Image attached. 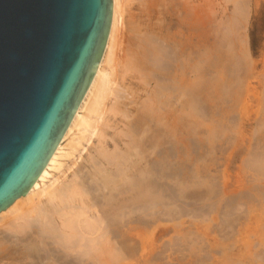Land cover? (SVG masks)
Here are the masks:
<instances>
[{
    "label": "bare ground",
    "instance_id": "bare-ground-1",
    "mask_svg": "<svg viewBox=\"0 0 264 264\" xmlns=\"http://www.w3.org/2000/svg\"><path fill=\"white\" fill-rule=\"evenodd\" d=\"M241 1L238 2L239 7L236 2L235 6L237 5L236 9L241 11V18L244 16L243 20H240L244 23L240 24L236 19V24H233L235 21L229 20V26L226 27L237 31L233 30L231 33V36L234 35L235 38H230L227 35L230 31L228 29H225L227 37L223 29L222 33L218 32L228 38L221 44L224 47L226 45L224 43L228 42L226 48L222 49L225 53L222 56L226 60L219 57L221 54L218 51L213 53H218L219 56H212L213 53L210 54L212 48L209 50V44H204L208 47V50H203L205 58H202L205 60L198 63L200 59L196 43L198 19L196 18L195 11L197 10L194 0H169L167 9L163 6V10L159 9L162 6L161 0H142V4L140 2L141 9L139 13L136 12L138 15L132 18V22L129 20L128 26L125 25L122 15L123 0H112L111 24L104 52L85 95L72 114L73 117L67 129L40 175L32 182L33 184L25 195L0 212V264H117L121 260L132 257L135 249L131 246L134 243L144 246L149 241L150 235L147 232L149 227L155 225L158 235L163 234L164 231L161 227L166 216L176 218L178 215L181 216L189 212H187L188 208H184L185 205L182 204L184 203L182 197L186 195L184 189L190 188L189 186L195 183L194 178H197L195 172H198L195 171V165L199 163V161H195L198 159L195 158V150H197L195 137L198 134L197 119H200L197 116H201L200 111L203 110L199 106V81L207 80L205 77H210V74H215V77L216 74L221 75L222 69L220 71L218 66L216 69H210V66L224 64L225 68L222 65L223 71L227 68L225 71H231L234 76L237 75L240 84L239 90L241 87L243 90L246 84L240 82L242 72L240 75L234 72L236 69L237 73L238 68L235 65L237 68L234 69V59L237 58L238 61H235L239 63V66L240 62H243L240 67H243V64L244 68L247 67L248 71L241 68L246 75L255 69L248 45H246V35L243 33V29L246 28L249 4L248 0ZM228 14L227 16H229ZM247 18L249 19V17ZM230 24L233 25L230 26ZM127 42L128 45L132 42L130 48L127 46ZM217 42H219L218 39ZM228 45H231L229 49H227ZM210 46L212 47V45ZM209 55L216 58L212 63ZM204 62L205 71L200 72ZM238 70L240 71V68ZM224 72L222 73L223 78L227 73ZM128 73H134L131 79L139 81L134 89L121 83ZM246 75L243 74L244 81ZM218 77L219 80L220 77ZM247 77L248 80L250 77ZM257 78L259 79V77ZM231 79L228 80L229 82L226 79H223L225 81L221 79L220 82L233 83L235 80L231 81ZM249 83L242 91L245 92L243 93L245 97L247 95L249 97L252 90ZM223 85L221 88H224ZM231 91L233 92V89ZM221 96L219 95V97ZM127 97L131 98L129 103L126 101ZM241 100L243 99L241 98ZM207 101L209 102V100ZM225 104L228 105V103ZM218 109L222 108L217 105ZM212 112L216 113L213 109ZM221 112L218 110L217 115ZM108 113L121 114L123 119H126L125 130L122 132L123 134L121 133L123 137L118 141L113 139V149H109L108 145L101 141V138L105 137L101 126H104L106 121L101 126L100 124L106 120L104 117ZM214 114L210 113V116L215 117ZM213 117H210V120L216 127L218 120L215 119L216 124L212 120ZM207 118L209 117L207 116ZM211 121L209 122L211 123ZM222 124L223 122L219 128L222 127ZM211 128L213 129V125ZM219 128L210 129V140L217 133L215 129H218L219 132L224 131L223 127L221 130ZM94 137L99 140L95 154H91V157H88L89 160H85L84 164L79 165L67 180H61V182L59 178L54 177L56 179L52 182L50 179L52 173L62 169L61 160L69 157L75 158L76 154L78 155L76 160L81 158V153L86 150L85 147ZM262 139L264 140L263 136ZM196 140L198 139L196 138ZM256 144L259 147L261 145L259 142ZM262 146L258 150L263 155L258 151L250 154L252 159L259 158L257 162L264 161ZM255 160H253L254 163ZM75 164L76 162H73L71 165ZM261 164L263 165L260 163L257 165L264 167V162ZM67 169L70 170L71 166ZM259 169L263 171V168L256 170ZM64 173H62L63 176ZM198 179L200 178L198 177ZM193 197L195 198V196ZM213 204L212 209L217 208ZM228 206L231 209L234 208L232 202ZM190 211L193 212V210Z\"/></svg>",
    "mask_w": 264,
    "mask_h": 264
},
{
    "label": "rangeland",
    "instance_id": "rangeland-1",
    "mask_svg": "<svg viewBox=\"0 0 264 264\" xmlns=\"http://www.w3.org/2000/svg\"><path fill=\"white\" fill-rule=\"evenodd\" d=\"M132 1L131 0H123V3H122V6H123V8H122L123 14L122 15H123L124 23H125V25L127 24V26H128V23L130 21L132 22V18L134 16L138 15L137 13H139V11L141 9V4H142V0H132ZM140 2H141V4H140ZM161 2H162V6L159 9L163 10L164 9L163 6H165V9H167L169 0H161ZM235 2L238 4V2L240 3V0H237V1H235V0H232V1H230V0H226V1L225 0H194V6H195V9L197 10V11H195L196 12V18L198 19L197 20L198 25L196 27L197 28L196 29V32H197L196 33V35H197L196 36V39H197L196 43L198 46L197 51L200 52V53L198 52V54H200L198 58L201 59V60L200 59L198 60V63H200L199 61H201V63H202L203 62L202 60H205L204 59L205 57L203 54V53H205V51H203V50H208V47H209V50H210V48H212L210 50V54L213 53L214 51L215 52L218 51V53L221 54V56H219V55H217L218 53L217 54L213 53L212 56L223 57L225 55V53L223 52L224 50H222V49L226 48V45L228 44V42L224 43V45L226 44L224 46L225 48L222 47L221 44H223V42L226 41V39L228 40V38L223 37L224 34L220 35L218 32L222 33L224 30V33L226 35L225 29L229 28V27L226 28L227 26H229V24H228L229 20L235 21V23H233V24H236V19H237V21L240 22V24H241L243 21H240V20H243V17H244L243 16L241 18V14H240L241 11L239 9H236L237 5L235 6V4H236ZM241 2H245V1L242 0ZM247 2L249 4V7L247 8L248 9L247 12L249 11L247 17H249V19L246 17V20H247L245 22V26H246L245 29L246 30L243 29L244 32L243 31H241V32H243L244 35H246L245 36L246 37V43H247L246 45H248V49L250 51V57L252 59L253 66H255V69L253 70V72H252V70L249 71V73H247V75H246V73H243V72L247 69V67L244 68V66H245L244 64H243V67H240V66H242L243 62H240V66H239L238 65L239 63L238 62L236 63V61H238V60H236L237 59L236 58V59H234V69L237 68L235 66V65H237L238 68H240V71L238 70V68H237V73L235 71L236 69L235 70L233 69V70H234L235 74L239 73V75L242 72L241 73L242 77H243V74L246 75L245 81L240 76V82L241 83L243 82L244 84H246V86H248L247 83L250 82L249 84H251L250 86L252 87V90H251L252 94L250 93L249 97L247 95L246 96L247 99H245L246 98L245 94H243L245 92H242V91L246 88V86L243 90H242L243 87H241L240 88L241 90H239V85H240L239 81H238L239 77L237 78V75H235L236 76L235 77L233 75L234 73L232 74L231 71H225V70H227V68H226L224 70L225 72H227L226 77L223 78L222 73L224 71H223L222 65L224 68H225V65L224 64H217V65H214V64L211 65L210 64L211 65L210 69H214V68L216 69V67L218 66L217 68L219 70L222 69V72H220L221 75L216 74L217 75L216 77H215V74H210V77H207V76L205 77L208 81L202 79L203 82L199 81V84H198V92H200V94L204 95V96H202V95L198 94L199 100H200L199 103L201 104V105L199 104V106H200V108L203 109L200 111L201 116H197V118L200 117V119L199 118L197 119V122H198L197 132H198V134H197V137H195V147L197 149V150H195V155H196L195 158L196 159L198 158L195 161L196 162L199 161V163L195 162L196 163L195 171H198V172H195V177H197L196 179L194 178L195 183H192L191 186L188 185L190 188L184 189V191H185L184 194H186V195H184V197H182L183 202H184L182 204H183V206L185 205L184 208L185 207L188 208V210H187V208H186V210H187V212L188 211L189 212L184 214V215H181V216L178 215L177 216L178 218L177 217L176 218H170V217L166 216L165 217L166 219L162 224L163 226L161 225L162 226L161 228L164 231V233L162 232L163 234L158 235V231H157L155 225H152L151 227H149L147 229V232L150 235L149 241L144 246H141L138 243H134L135 245L133 244V246H131V247H134V249H135L134 253L135 254L133 253L132 257H130L126 260H121V261L117 262V264H166V263L167 264H236L237 262H239L237 264H242V263L243 264H264V257H263L264 256V201H263L264 200V191H263L264 190V167H262V166L259 167L257 165L258 163H260V165H263V164H261V162H264V161L260 160V162H257V159L259 160V158H256V160L251 158V155L254 154L255 152L257 153V151H258V153L262 154V152H260L258 150V148H261V146L264 144V140L262 139V136L264 138V134H263L264 133V125H263L264 124V122H263L264 121V94H262V93H264V84H263L264 83V0H248ZM238 7H239V4H238ZM211 9L214 11H212ZM235 9H236V12H238L239 14L234 12ZM227 14L229 16H227ZM237 14L240 16V18ZM222 15H223V17H222ZM230 15H232V16H230ZM232 17H234V18H232ZM223 22H224V24H222ZM220 23L222 24V26H221L222 28L220 27V25H221ZM233 24H230V26ZM203 25H205V26L203 27ZM223 27H225V28H223ZM234 27L236 28L235 25H234ZM230 28H232V27H230ZM219 29L221 31H218ZM228 30H230L229 31L230 35L229 34H227V35L230 38L234 37V35L231 36V33L234 29L232 28V30L231 29H228ZM234 31H236V30H234ZM236 32H233V33L236 34ZM227 33H228V31H227ZM227 35H226V37H227ZM217 36L220 38L222 37L224 39H220ZM203 37H204V39H203ZM236 37H237V35H236ZM206 39H208V40H206ZM217 39L219 40V42H217ZM220 40H222V41H220ZM218 43H220L219 45L221 48L219 47ZM131 44H132V42L130 43V45H128V42H127V46L129 48H130ZM204 44H206V45L209 44V45L207 47ZM210 45H212V47ZM232 45H234V44H232ZM213 47H215L214 50H213ZM217 47H219L220 49ZM230 47H231V45L229 47H227V49H229ZM222 54H223V56H222ZM202 57H204V58H202ZM210 57H211V55H209V58ZM215 57L210 58L211 63L213 62V60L216 59ZM223 59L226 60L225 57H223ZM198 65H200V64H198ZM202 65H203V67H202V70L200 69L201 70L200 72H204L205 68H206L205 62ZM200 66H199V68H201ZM219 66H220V68H219ZM241 68L244 69V71ZM219 70H216V71L218 72ZM213 71H215V70H213ZM213 71H210V72L212 73ZM246 71H248V70H246ZM228 72H230L229 75H228ZM133 74L134 73H128L125 76V80H123L124 82L123 81L121 82L122 84L128 86V88H130V89H134V87L136 88L137 84L139 83V81L131 79L133 77ZM230 74H232V75H230ZM218 75L220 78L218 77ZM228 76H230L233 80L230 77L228 78ZM247 76L250 77L249 82H248L249 79L247 80V78H248ZM217 77L219 78V80L217 79ZM257 77H259V79ZM212 79H213V81H210ZM221 79L222 80L226 79L227 81L228 80L230 81V79H231V81L235 80L234 82L238 81V83L233 85L234 82L233 83L230 82L228 84H232V85L229 86L226 82H223L225 80L221 81L222 82L221 83L220 82ZM241 80H243V81H241ZM251 80H252V82H251ZM211 82L214 84L213 86H212ZM224 83H226V84H224ZM222 85L224 88H221ZM232 86H233V88H232ZM235 86H237V88H235ZM230 88H231V90L233 89V92L230 90ZM211 90H212V92H211ZM229 90L231 92L230 95H229ZM234 90H235V92H234ZM240 91H241V94H240ZM220 92H222V93H220ZM236 92H237V94H236ZM219 95L220 96L222 95V96L219 97ZM226 97H227V99H226ZM127 98L128 99L126 101H128V103H129L131 98H129V97H127ZM241 98L243 100H241ZM244 99H245V101H244ZM207 100H209V102ZM124 102H125V100H124ZM217 102H218V104H217ZM225 103H228V105ZM203 104H204V108H203ZM221 104H222V106H221ZM214 105L216 106V108H213V107H215ZM217 105L220 108H222V109H218V110H220V112L222 111L223 115H222V112L218 113V115H217V111H218ZM207 107H209V108H207ZM211 108L213 109V111L216 112L215 114L219 117H217L214 114V112H212ZM205 109L207 110V112ZM210 113H212V115L214 114L215 117H213L212 115L210 116ZM226 113H228V114L226 115ZM108 114H106V116L104 117V119H106V120H104L100 124V126H101L106 121L104 126L103 125L101 126L102 131L104 130L103 132L105 135V137L101 138V141L104 144L108 145L109 149H113V147H114L113 139H114V141L115 140L118 141L121 137H123L122 132L125 130L124 124L126 122V119H123L121 114H117V115H113L111 113H108ZM202 115H204V117H202ZM205 116H206V119H204ZM207 116L209 118H207ZM210 117L211 118L213 117V119H212L213 122L218 120V124H217V122H215L218 126L214 127V123H212V121L210 120L211 119ZM226 119H228V120H226ZM203 121H205V122H203ZM209 121H211V123ZM199 122H200V124H199ZM220 122L221 123L223 122V124H224V125L222 124V127H223L222 130H224V131L219 132V131H217L218 129H215L217 133H216V135H214V137L211 139L212 140L211 141L210 137H209L210 132H211L210 129H212L211 128L212 125H213V129L219 128V126L221 125ZM262 122H263V124H262L263 126L261 125ZM225 127L228 129V131ZM199 128H200V130H199ZM221 128H219V130H221ZM238 130L240 133L238 132ZM116 131H117V133H116ZM219 133H221V134H219ZM205 136L208 138H206ZM107 137H109V138H107ZM103 138H104V140H103ZM196 138L198 140H196ZM202 139H203V141H202ZM220 140H221V142H220ZM98 141H99L98 138L94 137L91 140L90 144H87V146L84 145V146H86L85 147L86 150L81 153V158L76 160V157L78 156L76 154L75 158L69 157L68 159L64 158L63 160H61L62 169L60 171H54L52 173V176H50L51 181L52 180L54 181L56 179V178L54 179V177L59 178L60 181L61 180L64 181V180H67V178H70L71 177L70 174H72V172L76 171L78 169L79 165L84 164L85 160H89V158L91 157V154L92 155L95 154V152H96L95 149L97 147L96 145L98 144ZM196 142L198 143L197 145H196ZM258 142H259V144H261L260 147H259V145L256 144ZM199 143H201V144H199ZM262 147H263L262 149H264V145ZM251 148H254V149L251 150ZM252 157H254V156H252ZM250 158H251V160H250ZM246 160H248V161H246ZM253 160H255L256 164L254 163ZM250 161L251 162L253 161V162L251 163ZM73 162H76V164L71 165ZM253 164L257 165V166H254ZM248 165H249V167H248ZM67 166L68 167L71 166V169L68 170ZM250 166H252V167H250ZM257 168H261V169L263 168V171L260 169H259L260 171L256 170ZM202 170H204V171H202ZM63 172H65L64 176L62 174ZM197 173H199L202 176L200 177V175ZM57 174H58V176H57ZM198 177L200 179H198ZM60 181H58V182L60 183ZM213 189H218V190H213ZM252 189H254V190H252ZM193 196H195V198ZM205 196H207V197H205ZM229 201H230V203H229ZM231 202H232V207H234V208H232L233 210L231 209L230 206H228L229 204H231ZM213 203L217 206V208L215 207V209H212ZM251 203H252V205H251ZM214 204H213V206H215ZM190 206H193V207H190ZM218 207H219V209H218ZM229 208L231 209V213H230ZM189 209L193 210V212L190 211ZM216 209H218V210H216ZM194 211H195V213H194ZM202 211H204V212H202ZM219 211H221V212L219 213ZM222 212H223V214H222ZM224 212H225V214H224ZM231 215H232V217H231ZM154 234H155V237H154ZM158 236H160V237H158ZM153 238H156V239L153 240Z\"/></svg>",
    "mask_w": 264,
    "mask_h": 264
},
{
    "label": "water",
    "instance_id": "water-1",
    "mask_svg": "<svg viewBox=\"0 0 264 264\" xmlns=\"http://www.w3.org/2000/svg\"><path fill=\"white\" fill-rule=\"evenodd\" d=\"M112 0H0V212L67 129L107 41Z\"/></svg>",
    "mask_w": 264,
    "mask_h": 264
}]
</instances>
